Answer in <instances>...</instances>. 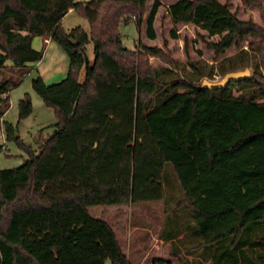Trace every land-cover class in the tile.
Segmentation results:
<instances>
[{
    "label": "trees",
    "instance_id": "obj_1",
    "mask_svg": "<svg viewBox=\"0 0 264 264\" xmlns=\"http://www.w3.org/2000/svg\"><path fill=\"white\" fill-rule=\"evenodd\" d=\"M146 2L0 0V70H31L44 52L32 46L35 37L53 40L69 59L60 81L31 80L57 119L37 153L14 125L0 122V151L14 140L27 153L21 165L0 169V264H132L112 226L88 208L158 200L167 206L161 237L182 264H264V88L255 77L214 89L162 81L148 62L160 50L140 39L128 49L118 29L122 21L140 24ZM160 5L154 0L146 17L150 39ZM69 9L89 23L92 64L87 33L61 25ZM167 11L175 23L219 36L216 52L245 35L264 40V28L218 0H176ZM243 53L226 58L220 73L248 65ZM16 82L0 81V120ZM18 109L19 119L32 112L28 94ZM179 208L189 222L178 218Z\"/></svg>",
    "mask_w": 264,
    "mask_h": 264
},
{
    "label": "rangeland",
    "instance_id": "obj_2",
    "mask_svg": "<svg viewBox=\"0 0 264 264\" xmlns=\"http://www.w3.org/2000/svg\"><path fill=\"white\" fill-rule=\"evenodd\" d=\"M154 0H147L146 9L140 24L136 20L122 21L119 26L122 45L128 49H135L138 39L147 46H153L160 50L157 56H149L150 66L157 71L162 81L174 79L193 80L199 84L204 79L219 81L221 74V63L227 64L225 59L245 51L244 56L248 58L249 64L236 70H250V77H255L259 87L264 88V40L259 36L245 35L238 45L233 44L223 52H216L212 47L219 41L217 35H209L207 31L194 23H175L170 18L167 8L176 0H160L153 21L155 38L150 39L145 33V21ZM227 3L232 12L241 20H250L259 28H264V0H218ZM62 27L69 31L80 26L88 35L85 44V52L89 64L94 58L93 41L90 38L89 23L85 17L74 10L69 11L61 20ZM38 38V37H36ZM36 40V39H35ZM35 40L34 43L35 44ZM41 40V39H40ZM57 44V43H56ZM44 49L42 59L31 64L33 68L21 75L20 70H0V81L11 77L16 79V85L9 90V108L2 117L14 125L17 129L16 136L19 140L30 146L35 153L43 138L52 132V125L56 122L55 112L47 107L41 97L33 89L31 80L40 75L46 84H51L63 79L67 73L69 61L59 57L54 48L48 49L42 43L37 50ZM66 61V66L65 62ZM9 64V62H7ZM66 67V71H63ZM254 67L256 69H254ZM235 70V71H236ZM57 71V72H55ZM254 71L257 72L254 75ZM203 74H211L210 76ZM85 66L79 72L78 80L83 82ZM28 94L32 104V112L23 119H19L18 101ZM237 94V93H236ZM264 101V99H263ZM1 121V124H2ZM0 139L4 142L2 130ZM27 158V153L14 140L5 142V149L0 151V169L13 168L21 165ZM164 186V194H167ZM172 203L174 201H171ZM166 208L163 200L143 203H123L117 205H96L88 208L91 216L107 221L113 228L123 252L126 253L132 264H155V260L164 263L182 264L179 256L171 254V243L163 239L162 233L166 227ZM170 215L181 220L190 221L189 213L185 209H178L176 213L171 210ZM177 218V219H178ZM181 247V253L185 248ZM196 252V251H194ZM194 254V253H193ZM187 255L188 260H193L194 255ZM205 264H209L206 262Z\"/></svg>",
    "mask_w": 264,
    "mask_h": 264
},
{
    "label": "water",
    "instance_id": "obj_3",
    "mask_svg": "<svg viewBox=\"0 0 264 264\" xmlns=\"http://www.w3.org/2000/svg\"><path fill=\"white\" fill-rule=\"evenodd\" d=\"M250 78V70L245 68L244 70H234L226 72L223 77L219 81H209L204 79L200 87L202 88H223L230 82H235L239 80L249 79Z\"/></svg>",
    "mask_w": 264,
    "mask_h": 264
},
{
    "label": "crops",
    "instance_id": "obj_4",
    "mask_svg": "<svg viewBox=\"0 0 264 264\" xmlns=\"http://www.w3.org/2000/svg\"><path fill=\"white\" fill-rule=\"evenodd\" d=\"M76 1H87V0H76ZM72 9H69V11H71ZM67 12V13H68ZM36 39V40H35ZM41 39V40H40ZM34 40H35V44L34 43ZM42 43H45V46L47 47L48 46V49L49 47L50 48H54L56 54L59 56V57H62L64 58V60L66 59V52L58 45L56 44L53 40L51 39H45L43 37H38V38H34L33 41H32V46L35 48V49H38L39 46L42 44ZM67 60L69 61L68 57H67ZM65 63V66H66V61L64 62ZM66 71V67H64L63 71L60 70V73H63ZM57 72V71H55ZM2 121V119L0 120V122ZM0 129L2 130V127H0ZM3 135V133H2ZM125 253V252H124ZM126 254V253H125Z\"/></svg>",
    "mask_w": 264,
    "mask_h": 264
}]
</instances>
